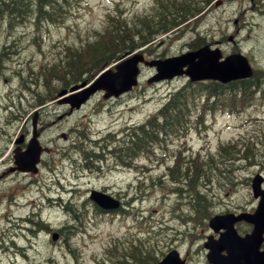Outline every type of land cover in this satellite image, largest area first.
<instances>
[{"label":"rangeland","instance_id":"obj_1","mask_svg":"<svg viewBox=\"0 0 264 264\" xmlns=\"http://www.w3.org/2000/svg\"><path fill=\"white\" fill-rule=\"evenodd\" d=\"M56 1L63 15L59 21L39 19L34 25L28 20L14 24L13 32L10 27H3L10 35L9 46L14 52L7 61L6 55L0 53V264H117L119 260L128 261L137 249L149 250L156 261L176 249L187 258L186 264H207L202 244L204 235L212 233L208 218L223 211L226 205L257 204L248 177L256 171L264 173V92L239 113L215 111L199 115L192 111L185 141L174 138L161 164L153 158H141L137 168L127 169V173L115 169L113 162H104L99 172H84L82 153L73 146H93L96 138H78L82 137L79 132L104 135L139 124L186 79L147 83L153 70L143 67L138 85L129 94L104 100L101 93H96L70 116L58 119L68 107L55 98L58 91L67 87L53 81L58 89L53 99L35 103L42 94L49 97L39 69L57 63L66 45L79 49L86 41L97 38L96 32H103L108 24V15L134 21L136 17L154 14L157 5L153 0ZM202 10L204 13L178 32L157 37L151 45L152 54L146 57H166L190 50L192 40L199 34L205 39L203 44L218 43L223 55L240 52L246 56L254 70L263 71L258 77H263L260 82L264 85V0H218ZM64 80L68 78L61 81ZM31 84H35L34 88L24 89ZM35 110L41 114V125L53 124L44 127L40 138L46 148L41 169L35 175L12 172L1 176L11 164L13 141L29 133ZM257 127L261 128L252 131ZM230 143L231 150L235 148L234 158H217L216 145ZM245 147L253 156L235 160L244 155ZM177 151L184 159L199 157L207 161L209 155L216 157V164L224 168V175L232 184V190L222 188V180L213 176L211 181L207 172L198 188L207 203V214L197 213L187 192L172 191L174 185L166 164L171 163ZM114 155L115 152L108 153L106 157ZM89 189L117 194L123 202L121 212L96 211L87 199ZM126 202L129 210L124 208ZM68 204L79 208L82 215L76 227L71 220L74 215L63 209ZM39 219L43 226H32ZM68 225L73 226L70 229H74V237L51 240L46 226L54 232Z\"/></svg>","mask_w":264,"mask_h":264},{"label":"trees","instance_id":"obj_2","mask_svg":"<svg viewBox=\"0 0 264 264\" xmlns=\"http://www.w3.org/2000/svg\"><path fill=\"white\" fill-rule=\"evenodd\" d=\"M210 1L211 0H159L156 1L158 7L154 14L136 17L134 21H126L125 18L122 17L118 19L108 16V24L103 32H96L97 38L85 42L84 46L79 49L67 47V54L61 64L57 62L48 68L43 66L42 69H39V73L44 76L43 85L49 97L42 94L39 97L40 101L37 99L38 102H36H44L47 98L50 99L54 97L58 89L52 84L53 81H55L56 84L60 83L61 86H68L78 81L84 72H87V79H90L104 64L113 63L118 60L121 54L127 51H133L144 45H147L144 50L150 53L151 51L149 50H151V45L157 37L178 32L176 29L177 26L181 25L184 27L190 19H197L199 16L196 15L199 13L200 9L204 7V4ZM201 2H203L202 7L200 5ZM194 4H196V7H193ZM61 12L60 4H58L56 0H0V24L5 27L7 26V28L10 27L12 32L15 28V26H13L14 24H22L28 19L31 20L34 25L39 19L52 21L55 17L63 16ZM200 37L202 36L197 34L194 40H192V48L203 44L204 40H200ZM6 39L8 40L2 27L0 28V44L2 41H6ZM261 74H263V72ZM254 75H258L257 71ZM65 77H67L68 80L62 82L61 80ZM245 83L249 84V80L244 82V84ZM215 85V83H208V85L205 83H198L194 85L197 87L191 88L188 86L186 89L183 88L176 91L167 99L157 113L151 115L142 124L132 126L128 132L123 135L121 140L122 145L117 148L112 149L113 147L110 145L111 142H105L104 144L98 143L95 145L96 147L85 146L80 148L78 145H74L73 147L82 152L83 166L90 160L92 163L94 162L98 165L96 168L105 161L106 150L116 153L113 160L119 164H123L126 159L131 158V156L134 158L142 154L148 155V152L152 153L157 150L156 146H162L169 137L183 130L184 123L186 122L185 117L189 116L188 110L196 101V94H200L202 90L207 91L206 94L215 93ZM30 86L25 85V88L28 87L29 90ZM247 94L248 93H244V95ZM231 97L236 98V94ZM242 100L245 101L244 99ZM81 136L83 138H89L88 135L82 133ZM203 163L204 162L200 160H198L197 163L195 162V170L191 173L192 176H190L188 169H194L193 167L186 168L187 172H182V164H180L177 169L173 170V175L179 182L185 178V182H187L188 185L187 188L190 186L196 188L195 194L188 189L187 196L192 205L195 206L197 213L200 214H203V211L207 212V203L204 196L199 193L197 186L201 180L206 178L208 172L207 167ZM86 165L90 167L89 164ZM175 177H171V179L176 181ZM189 184L191 185L189 186ZM78 212L79 208H69L68 213L74 215V219H72L74 222H80L82 219L81 213ZM81 212L83 211L81 210ZM70 228H73V226H65V229L68 230L67 235L65 234L67 238L70 234L74 235L75 233L74 229ZM154 260L149 250L143 252L137 249V251L131 253L128 261L124 262L123 260H119L117 264H154Z\"/></svg>","mask_w":264,"mask_h":264},{"label":"water","instance_id":"obj_3","mask_svg":"<svg viewBox=\"0 0 264 264\" xmlns=\"http://www.w3.org/2000/svg\"><path fill=\"white\" fill-rule=\"evenodd\" d=\"M221 56L219 49H209L207 45L194 51L182 53L178 56L165 59H152L149 61H145L143 55L138 52L118 63L114 68L115 70L111 68L104 70L89 87L80 90L78 93L70 94L64 99H61L60 102L68 103L71 111L73 108H78L97 90H105L104 98L118 96L122 92L130 90L137 82V75L139 73L137 65L139 62H143V64L149 67L155 66L156 68L157 72L148 80V82L170 79L176 75L183 74L188 76L190 81L216 79L221 82H227L235 78L248 77L252 74L247 59L241 54H231L225 57L223 61H219ZM85 85L86 82H82L80 85L73 86L70 91ZM65 92V90H62L59 95H62ZM34 125L33 122V126ZM39 156L40 145L36 140V133H34L26 150L19 152L14 156L17 169L21 171L35 172L36 164L39 162ZM260 181L261 180L258 177H255L252 180L253 194L254 196H260L255 212L253 215L242 214L237 217V219L244 218L253 223L254 229L252 233L247 235L244 239H241V241H236L232 229L230 232L221 236L222 241L225 242L226 246L231 244L235 246L237 250H240L248 244L250 240H255L256 245L261 241L264 229V190H260L259 188ZM90 197L97 201L98 205L103 209H113L116 205L109 202L107 197L101 196L94 190L91 191ZM226 217H213L210 220V227L217 230L223 226V224H226L224 220ZM226 219V221H228V217ZM55 238L56 236L54 235L53 239ZM205 246H207V244H205ZM251 255V250L248 251L247 248L242 250L239 254L240 258L243 260H247ZM214 259L217 258L214 257ZM157 264H184V261L180 260L177 252L173 250ZM213 264H220V262L217 260L214 261ZM255 264H264V257L262 254L260 255V259L257 258Z\"/></svg>","mask_w":264,"mask_h":264},{"label":"bare ground","instance_id":"obj_4","mask_svg":"<svg viewBox=\"0 0 264 264\" xmlns=\"http://www.w3.org/2000/svg\"><path fill=\"white\" fill-rule=\"evenodd\" d=\"M259 2V1H258ZM4 4V3H3ZM201 13H204L203 12V10L202 9H200V11H199V13L196 15V16H200L201 15ZM62 17L63 16H60V17H55V18H53V20L52 21H55L56 20V18H57V20L59 21V20H61L62 19ZM123 18V17H122ZM118 19H120V17L118 18ZM29 20V19H28ZM27 20V21H28ZM45 20V19H44ZM47 20V19H46ZM125 20H126V18H125ZM30 21V20H29ZM42 21V20H41ZM19 24V23H18ZM2 27H5V26H3V25H1V27L0 28H2ZM7 27V26H6ZM181 27V25H179V26H177V30L179 29ZM4 30V29H3ZM12 30V29H11ZM4 33H6V36H7V38H8V36H9V34L4 30ZM5 39V38H4ZM200 40H204V38L202 37V38H200ZM89 42V41H88ZM65 47H68V48H72V49H76V48H73L72 46H68V45H66ZM67 48H65V49H63V56L58 60V63H60L61 64V62H62V60L64 59V57L66 56V54H67V50H66ZM14 51L10 48V46H9V41L6 39V41H2L1 42V44H0V53H3V54H5L6 55V59H5V61H7L9 58L11 59L12 57H11V55H10V53H13ZM3 68H5L4 66L2 67V69ZM15 74H17V71H15ZM84 75L85 74H87V72H84L83 73ZM29 88H34V85H31ZM24 89H25V87H24ZM27 90H28V87L26 88ZM20 93V92H19ZM30 93V92H29ZM33 93L34 92H32V95H33ZM31 94V93H30ZM38 94V93H37ZM221 93L220 92H217V95H220ZM17 95V94H16ZM35 95V94H34ZM33 95V96H34ZM233 95H235V94H231L230 95V97L231 96H233ZM20 96V95H19ZM17 97V96H16ZM37 97H39V96H37ZM23 98V97H22ZM36 98V97H35ZM42 98V97H41ZM236 98H241V99H244L245 100V102H248V101H250L251 100V95L250 94H247V95H243V96H237L236 95ZM34 100V99H33ZM39 100V99H38ZM184 100V99H183ZM40 101V100H39ZM42 101H43V98H42ZM38 102V101H37ZM37 102H35V103H37ZM12 104V103H11ZM41 105H43L42 103H41ZM44 110V109H43ZM49 114V113H48ZM48 117V116H47ZM32 122H33V117H32ZM46 122V121H45ZM47 127V126H46ZM48 128V127H47ZM43 131H44V129H43ZM84 134H85V132H84ZM78 138H83V137H80V136H78ZM111 138H113V137H111ZM111 138H107V137H105V138H103V139H101V138H96V140H93V141H96L95 143H94V145H93V147H96L95 145L96 144H98V143H105L104 142V140H107V142L106 143H109L110 141H111ZM84 140L85 139H88V140H90L89 138H86V137H84L83 138ZM119 138H115V139H113L112 141H111V146L113 147L112 149H114V148H117V146L118 145H122L121 143L122 142H120L119 144H115L114 142L115 141H117ZM99 141V142H98ZM79 143H81L82 144V142L79 140L78 141ZM114 143V144H113ZM113 144V145H112ZM108 153H112V152H109L108 150H106V155L108 154ZM113 154V153H112ZM99 155V154H98ZM106 155H105V159H106ZM101 157V156H100ZM95 159V158H94ZM83 162V161H82ZM105 162V161H104ZM103 162V163H104ZM103 163L102 164H99V167L98 168H96V166H98L97 164H95L94 162L92 163V161H90V160H88L87 162H86V164H89L90 165V167H87V165L85 164V166H83L84 165V162H83V165L81 166V170H83L84 172L87 170L88 172H92V171H94L95 169H97L96 171H98L99 172V170H101V167L103 166ZM113 167L115 168V169H118L117 168V166H116V164L113 162ZM29 187V186H28ZM97 192L101 195V196H105V197H107L108 198V200H109V202H111V203H114V204H116L115 205V207L113 208V213H115V212H121V208H120V206L118 205V203H117V201H116V198H115V196L114 195H112V194H109V193H107V192H105L104 190H97ZM90 195H91V193H88V195H87V199L88 200H90L94 205H98V202L97 201H95L94 199H92L91 197H90ZM203 199V198H202ZM201 200V199H200ZM25 204V203H24ZM121 204L123 205V202L121 201ZM28 205V204H27ZM69 205V207H66V205L65 206H63V209L65 210V211H69V208L70 207H72L70 204H68ZM128 205H130L129 204V202H126V207H124L126 210H129L128 208H127V206ZM199 205V204H198ZM82 210V209H81ZM83 211V210H82ZM69 214V213H68ZM70 215V214H69ZM27 219V218H26ZM74 219V218H73ZM25 219H23V221H24ZM72 220V219H71ZM73 221V220H72ZM74 222V221H73ZM15 223H18V222H15ZM34 223V225H32V226H38V227H42L43 226V223L41 222V220L39 219L38 221H34L33 222ZM75 223V227H76V222H74ZM32 224V223H31ZM13 225H14V223H13ZM40 225V226H39ZM15 227V226H14ZM47 227V231L49 230V232H50V234H51V240L52 241H57L58 239H59V237L60 238H65V239H69V238H71V237H74V235H75V233H74V235H72V234H70L69 236H68V238L66 237V235H67V229H65V226H62V228L61 229H58V231H54V232H52V230L50 229V227L49 226H46ZM15 228H17V227H15ZM19 228H20V226H19ZM25 229V228H24ZM29 231V230H28ZM34 231V230H33ZM27 232V231H26ZM5 233V232H4ZM34 233V232H33ZM66 234V235H65ZM56 236V238L55 239H53V236ZM64 236V237H63ZM28 262V261H27Z\"/></svg>","mask_w":264,"mask_h":264},{"label":"flooded vegetation","instance_id":"obj_5","mask_svg":"<svg viewBox=\"0 0 264 264\" xmlns=\"http://www.w3.org/2000/svg\"><path fill=\"white\" fill-rule=\"evenodd\" d=\"M42 128H43V127H41V129H42ZM259 172H260V174H262L261 171H259ZM3 173H5V172H3ZM3 173H2V174H3ZM262 176H263V175H262ZM263 178H264V176H263ZM263 184H264V179H263ZM252 208H253V207H243V206L241 207V206H237V208L233 207V210L238 211V210L240 209V211H242V210H246V211H248V212H251V211H252ZM235 228H236V232H237L239 235L243 236V235L247 234L248 232H250V230H251V225L248 224V223H246V222L239 221V222H236V224H235ZM260 249H263V250H264V244H263V246H262Z\"/></svg>","mask_w":264,"mask_h":264}]
</instances>
